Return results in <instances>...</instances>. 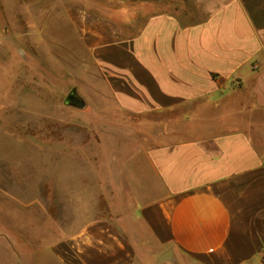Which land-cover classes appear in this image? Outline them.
Here are the masks:
<instances>
[{"label": "crops", "instance_id": "1", "mask_svg": "<svg viewBox=\"0 0 264 264\" xmlns=\"http://www.w3.org/2000/svg\"><path fill=\"white\" fill-rule=\"evenodd\" d=\"M100 1L49 11L47 60L84 82L92 112L175 110L198 133L151 145L120 136L114 120L111 190L127 193L126 217L96 215L103 184L67 150L38 146L29 158L48 167L32 183L47 194L13 197L82 209L52 245L60 264H264V0ZM21 159L0 155L1 187L7 162ZM122 219L136 225L129 234Z\"/></svg>", "mask_w": 264, "mask_h": 264}, {"label": "rangeland", "instance_id": "2", "mask_svg": "<svg viewBox=\"0 0 264 264\" xmlns=\"http://www.w3.org/2000/svg\"><path fill=\"white\" fill-rule=\"evenodd\" d=\"M97 2L102 3L100 0H0V25L6 24L5 48L0 47V155L7 152L13 157L22 153L21 161L15 165L7 162L9 185L0 186V264H60L52 245L60 239L74 212L82 213L79 208L63 207L61 197L28 204L13 197L15 189L29 194L42 189L46 196L47 184L32 183L36 173L45 172L48 167L45 156H41L37 166L29 158L39 147L44 152L47 147L53 148L57 156L67 150L84 158L97 181L103 184L96 215L126 217L132 213L127 193L111 190L114 120L119 121L120 136L149 139L151 145L198 133L188 125L183 126L186 124L181 121V112L175 110L134 117L115 115L114 111L92 112L90 101L81 94L84 82L73 77L62 63L47 60L51 59L45 31L49 11L94 8ZM62 50L61 46L58 51L62 53ZM72 88L81 99L80 106L64 103ZM17 136L22 138V145L16 144ZM130 145H124L123 151H131ZM55 163V167H61L62 159H56ZM122 220L118 224L129 234L136 225Z\"/></svg>", "mask_w": 264, "mask_h": 264}, {"label": "water", "instance_id": "3", "mask_svg": "<svg viewBox=\"0 0 264 264\" xmlns=\"http://www.w3.org/2000/svg\"><path fill=\"white\" fill-rule=\"evenodd\" d=\"M64 103L69 104V105H74V106H80L81 105V99H80L75 88L70 89V91L67 93V95L64 98ZM168 256H169V250L162 253L159 260L160 261L166 260L169 258Z\"/></svg>", "mask_w": 264, "mask_h": 264}]
</instances>
